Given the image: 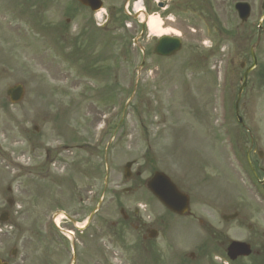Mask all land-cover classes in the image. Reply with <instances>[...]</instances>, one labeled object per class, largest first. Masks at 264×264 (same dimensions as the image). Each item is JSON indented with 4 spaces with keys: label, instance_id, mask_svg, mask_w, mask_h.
<instances>
[{
    "label": "rangeland",
    "instance_id": "obj_1",
    "mask_svg": "<svg viewBox=\"0 0 264 264\" xmlns=\"http://www.w3.org/2000/svg\"><path fill=\"white\" fill-rule=\"evenodd\" d=\"M51 1L0 0L4 36L0 46L9 44L13 50L11 57L0 59V199L8 197L10 187L12 197L23 203L22 225L32 227V217L44 216L54 207L70 209L80 199H87L88 215L104 187L107 147V186L93 221L103 230L96 251L87 248L88 264H182L181 254L192 251L196 241L209 244L208 251L189 264H228L223 251L230 240H257L264 249V206L226 151L222 118L226 110L237 153L244 155L249 142L233 111L242 76L238 63L251 64L248 52L264 0H179V9L167 16L155 11L167 33L163 35L180 38L182 46L172 57L159 58L152 52L155 35L144 34L140 45L145 63L139 73L141 52L132 44L138 27L129 28L128 20L122 25L117 22L121 15L115 14L104 32L94 31L96 20L74 3L70 22L65 23L69 15L64 0ZM241 1L251 6L242 27L233 10ZM227 53L233 60L231 73L226 69ZM255 55L258 65L264 64V33ZM16 84L24 87L25 94L12 106L5 91ZM247 88L252 90L241 100L240 115L264 148V82L258 84L254 72ZM107 122L110 128L99 144ZM34 126L43 129L40 136H49L41 139L44 143L72 139L86 143L84 151L62 153L51 162L54 185L36 184L17 168L20 163L26 168L22 172L33 168ZM131 161L136 162L131 172L140 176L126 181L123 167ZM155 171L165 173L189 194L191 210L212 227L211 239L203 231L207 226L193 227L189 235L179 229L167 232L164 240L155 242L157 257L140 248L131 231L125 230L124 239L115 234L110 222L118 220L120 207L139 204L142 216L163 213L143 186ZM133 185H139L136 193L120 192ZM38 195L40 201L35 200ZM234 212L239 218L222 221V215ZM92 228L89 234L95 231ZM256 232L261 234L259 240ZM256 260L264 264V253L235 264Z\"/></svg>",
    "mask_w": 264,
    "mask_h": 264
},
{
    "label": "flooded vegetation",
    "instance_id": "obj_2",
    "mask_svg": "<svg viewBox=\"0 0 264 264\" xmlns=\"http://www.w3.org/2000/svg\"><path fill=\"white\" fill-rule=\"evenodd\" d=\"M47 2L49 4L52 3L51 0H47ZM64 2L69 15L65 23L70 22L73 3L76 7L82 9L86 15L95 18L96 20L95 13L91 12L89 8L82 6L77 1L64 0ZM101 2L102 7L104 8L103 13L107 18L109 17V23L112 21L113 17L120 14L122 19H124V22L128 20L131 23L129 28H132L133 25L141 28V22L138 20V15L136 14L138 12H140L141 15H147L154 11H160L163 16H167L169 13H173L180 7L179 0H101ZM136 4L140 9L138 12L134 13L133 10L135 9ZM94 24L96 26V28L93 29L94 31H103L104 28H107L102 27L97 20ZM65 29L66 27L63 28V31ZM0 38H4V36L0 35ZM0 40L2 41V39ZM12 52L13 50L9 44L1 45L0 59L2 57L8 59L11 57ZM241 66L244 67V64L241 63L240 67ZM260 89L261 88H257L256 91H259ZM251 90L252 88H246L243 92L242 98L246 97L247 93ZM242 106L243 104H239L240 108ZM238 127L246 135L249 142L243 155L248 172L253 177L256 185L264 192L263 142L259 144L258 137H256L253 134V131L245 125V121H242V125H238ZM42 131L43 129L41 130L37 128L35 130L37 135L32 139L31 151L34 154V163L30 172L35 173L34 175L36 179L47 181V183L41 184H47L50 186L54 184V182L51 183L54 179L53 176L50 175L51 162L56 159L57 156H61L62 153H71L77 146L72 147L71 143L68 142L69 145H65L63 150L60 151L55 146L54 140H52V142H49V140H47L46 143L42 142V140H45L44 138L49 137H46V135L40 136L39 134L42 133ZM21 170H25V168H21ZM139 175L140 174L136 175V177H139ZM133 186L132 188H122L120 189V192H123L126 195L136 193L139 185H136V187L135 185ZM175 186L180 192L185 193L177 183H175ZM117 188L119 189L118 186H114V189ZM125 189L128 190L124 191ZM7 191L12 196L11 189L7 188ZM112 193H115V190H112ZM35 200L40 201L39 198H36ZM0 201L2 202L0 203V238H2V236H9L8 242L0 240V264H88V259L86 258L87 248H95V251L98 248H96V245L101 239L103 226L102 224L99 226H93V223H87V218L89 216L86 212L88 205L87 199H80L79 202L70 209L63 208L55 210L54 216L51 218L46 214L44 216L36 215V217H32L31 220L34 225L32 227L28 226L27 229L22 225L24 219V211L22 210L23 203L20 200L11 197H7L4 200L0 199ZM138 205L139 204L133 208H118V220L116 219L114 222H110V226L113 229H116L117 232L115 234L123 237L122 239H124L125 230L131 231L136 238V244L140 245V248H143L144 251L149 253L154 252L156 256L158 252L155 242L158 239L164 240L167 232L173 233L179 229L180 231L178 232H184L188 235L193 227H199L196 226V224L204 225L190 207L188 210L189 212L182 216L174 215L165 209H162V212L165 214H155L150 211L149 214H153L152 216H142ZM38 206L39 205H35V207ZM93 210L94 208L92 211ZM50 211L51 210L48 212ZM61 212L65 214L64 218L58 216ZM97 213H99L98 209L95 210L94 215ZM20 220H22V222ZM92 227L95 228V231H91L92 233L89 234L88 232ZM211 228L210 225H207V229L205 230V233L210 238L214 235ZM247 229L250 232L252 231L250 225L247 226ZM254 235H256V239L259 240L258 236H261L260 232H256ZM170 242L174 243V240ZM244 242L249 244L251 249L254 245L257 246V250H252L255 256L263 255V246H260L257 240L251 242L249 239H245ZM168 245L173 246L170 243H168ZM203 246L204 245L199 244L198 241L193 242V250L181 254V257L183 260L185 258L189 259L188 254H193L195 257H198L200 254L204 253ZM243 260L245 259L237 258L234 262H243Z\"/></svg>",
    "mask_w": 264,
    "mask_h": 264
},
{
    "label": "water",
    "instance_id": "obj_3",
    "mask_svg": "<svg viewBox=\"0 0 264 264\" xmlns=\"http://www.w3.org/2000/svg\"><path fill=\"white\" fill-rule=\"evenodd\" d=\"M79 1L83 4H88L90 7H92L96 0H79ZM235 10L237 11L238 18L241 20V22H245L249 16V6L247 4L239 3L235 6ZM179 49H180V42L178 40L163 37L158 41L157 45L155 46L154 53L159 56H171L174 53H176ZM251 55L254 61L253 62V66H254L255 57L253 55V48L251 51ZM244 86L245 83L241 87L239 91V95ZM6 94L9 97L10 102L15 104L21 100L23 95V88L20 85L14 86L8 89ZM129 167L130 164H127L124 167V178H128L129 176L128 174ZM147 188L170 211L175 212L177 214H182L187 210L188 207L187 196L179 193L178 190L175 188V186L170 182V180L164 174L155 173L152 179L147 182ZM227 254L233 260L238 256H248L250 254V250L249 247L245 244L232 242L227 250Z\"/></svg>",
    "mask_w": 264,
    "mask_h": 264
},
{
    "label": "bare ground",
    "instance_id": "obj_4",
    "mask_svg": "<svg viewBox=\"0 0 264 264\" xmlns=\"http://www.w3.org/2000/svg\"><path fill=\"white\" fill-rule=\"evenodd\" d=\"M146 26L149 33L155 36H161L167 34L161 27V21L157 16L150 15L146 19Z\"/></svg>",
    "mask_w": 264,
    "mask_h": 264
}]
</instances>
